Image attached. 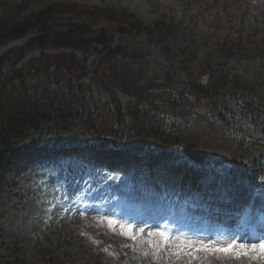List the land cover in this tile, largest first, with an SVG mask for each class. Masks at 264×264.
Wrapping results in <instances>:
<instances>
[{
  "label": "rangeland",
  "instance_id": "374dc122",
  "mask_svg": "<svg viewBox=\"0 0 264 264\" xmlns=\"http://www.w3.org/2000/svg\"><path fill=\"white\" fill-rule=\"evenodd\" d=\"M20 1L8 0V4ZM24 1L22 17L50 3L126 10L136 18L137 28H128L124 33L113 20L72 14L58 17L55 30L63 32L69 25L89 26L93 31L105 32L107 37L112 35L115 46L149 62L178 71L187 69L194 76L210 74L224 84L225 92L242 87L263 93L264 13L259 8L264 0ZM225 18L234 24L233 32L218 26L217 22ZM39 35L34 28L24 38L0 45V57L7 52L11 57L4 61L0 78L14 81L19 73L36 88L37 81H43L45 76L31 74V65L42 56L74 54L89 73L72 88L81 117L70 122L72 134L63 140V145L87 153L89 142L100 144L98 152L88 159L87 154L70 152L65 156H45L36 149L49 144L48 136H38L35 143L22 146L29 170L19 178L16 190L0 196V264H20V260L53 264V257L65 264H95L98 256L103 264H264V254L259 251V244L264 243L260 234L264 230V190L244 179L234 192L242 199L241 210L234 216L237 220L224 224L207 220L202 225H190L186 219L191 214L185 216L190 191H179L178 172L191 167L195 174L204 176L205 163L191 166L183 159L169 162L160 168L159 183L150 188L137 172L136 155L142 146L101 140L100 126L115 122L104 102L105 90L92 73L103 47L87 44L84 48L69 45L41 49L30 44ZM117 97L128 131L145 144L158 145L159 140L150 133L144 119L128 114L135 99L119 92ZM41 102L46 103L44 99ZM191 129L184 132L182 146L199 145L209 155L207 163L212 170L224 172L241 166L253 170L251 164L264 159V145L244 147L238 140L224 139L203 126ZM243 135L247 137L248 133ZM130 225L133 233L127 231ZM160 232L169 235V243L161 241ZM133 234L134 239L128 238ZM232 241L236 249L230 253L205 251L200 243L216 249ZM179 242L184 246L177 254ZM254 244L255 250L251 247Z\"/></svg>",
  "mask_w": 264,
  "mask_h": 264
},
{
  "label": "trees",
  "instance_id": "16d2710c",
  "mask_svg": "<svg viewBox=\"0 0 264 264\" xmlns=\"http://www.w3.org/2000/svg\"><path fill=\"white\" fill-rule=\"evenodd\" d=\"M23 4L24 0L13 5H9L8 0H0V45L24 38L36 28L40 35L30 44L41 49L69 45L84 48L87 44L102 46L99 62L92 73L97 84L105 90L104 102L115 122L100 126L101 140L115 141L120 145L129 142L143 145L144 151L139 159L141 171L146 172L148 179L153 178L155 170L165 160L182 157L184 132L194 125L217 132L232 142L238 140L244 147L263 145L260 141L264 140V88L263 93L242 87L225 92L224 84L218 83L212 75L201 73L194 76L187 69L178 71L168 65L149 62L138 54L127 53L115 46L114 37H107L103 31H93L91 27L82 25H69L63 32L55 30L58 17L72 14L113 20L124 33L128 28H137L134 26L136 18L126 10L84 9L71 3H50L22 17ZM217 24L234 31L235 26L228 18L219 20ZM6 60H11L10 52L0 57V72ZM31 68V74L39 72L45 76L43 81H37L39 87H31L30 81L23 80L19 73H16L14 81L0 78V196L14 190L18 179L28 170L25 166L26 152L22 149L25 143H35L38 136L52 135L59 142L66 134L70 135V122L81 117L72 88L89 70L74 54L42 56ZM118 92L135 99V105H129L128 114L144 119L150 133L159 140L158 145L145 144L143 139L128 131ZM43 99L46 103L41 102ZM244 132L248 133L247 137ZM96 146L95 143L89 145L91 151ZM42 148L46 155L61 152L58 143L51 148ZM63 150L68 152L71 149ZM246 163L248 166V159ZM260 164L251 165L260 168ZM242 169L241 166L224 172L210 170L207 183L214 187V193L226 192L239 185L247 174L252 183L261 186L264 168L259 173ZM185 178L196 185L200 183L195 175ZM20 264L27 263L20 260ZM53 264L65 263L53 257ZM95 264H103L100 256L96 257Z\"/></svg>",
  "mask_w": 264,
  "mask_h": 264
},
{
  "label": "snow or ice",
  "instance_id": "6c2138e0",
  "mask_svg": "<svg viewBox=\"0 0 264 264\" xmlns=\"http://www.w3.org/2000/svg\"><path fill=\"white\" fill-rule=\"evenodd\" d=\"M127 231L129 233H133L134 232V227L133 226H128L127 227ZM140 231L142 232L143 229H140ZM160 239L162 242H164L165 244L169 243L170 242V237L168 234L164 233V232H160L158 233ZM130 239H134L135 238V235H129ZM181 244V247L177 249V254H179L180 251H182L183 249V246H184V242H179ZM191 243V242H189ZM202 245H203V248L202 250H205V251H218V252H223V253H230V252H233L235 251L236 249V242L235 241H232L229 245L225 246V247H220V248H216V249H211V248H208L207 245H204L203 242H200ZM253 250H255L257 248V245H252L251 246ZM259 251L264 254V243H260L259 244Z\"/></svg>",
  "mask_w": 264,
  "mask_h": 264
},
{
  "label": "water",
  "instance_id": "95a60500",
  "mask_svg": "<svg viewBox=\"0 0 264 264\" xmlns=\"http://www.w3.org/2000/svg\"><path fill=\"white\" fill-rule=\"evenodd\" d=\"M183 153L196 163H201L207 154L197 145L187 144L183 147Z\"/></svg>",
  "mask_w": 264,
  "mask_h": 264
},
{
  "label": "bare ground",
  "instance_id": "6f19581e",
  "mask_svg": "<svg viewBox=\"0 0 264 264\" xmlns=\"http://www.w3.org/2000/svg\"><path fill=\"white\" fill-rule=\"evenodd\" d=\"M263 3V2H262ZM262 5V4H261ZM259 6H260V4H259ZM260 9V11H261V13L263 14L264 13V5L261 7V8H259ZM264 15V14H263ZM262 16V15H261Z\"/></svg>",
  "mask_w": 264,
  "mask_h": 264
}]
</instances>
